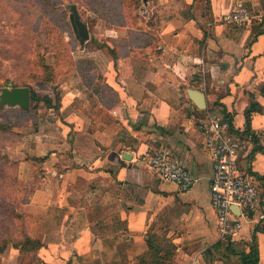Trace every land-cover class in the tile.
Masks as SVG:
<instances>
[{"label":"crops","instance_id":"obj_1","mask_svg":"<svg viewBox=\"0 0 264 264\" xmlns=\"http://www.w3.org/2000/svg\"><path fill=\"white\" fill-rule=\"evenodd\" d=\"M238 1L252 14L247 24L229 19ZM139 10L129 23L94 21L61 80L41 95L32 88L50 105L35 103L37 131L14 160L34 185L20 215L23 235L40 242L34 264H144L150 234L174 244L171 264H243L253 244L264 264L260 212L220 237L196 126L215 111L243 135L239 163L264 211V0H142ZM158 150L188 169V190L139 160ZM2 254L3 264H19L20 245Z\"/></svg>","mask_w":264,"mask_h":264},{"label":"rangeland","instance_id":"obj_2","mask_svg":"<svg viewBox=\"0 0 264 264\" xmlns=\"http://www.w3.org/2000/svg\"><path fill=\"white\" fill-rule=\"evenodd\" d=\"M72 7L93 33L96 20L97 26L129 23L141 12L142 0H0V88L28 85L41 95L45 86L50 87L47 81L63 73V66L74 65L71 52L84 46L69 22ZM37 109L34 101L28 109L0 107V264L6 246L23 239L22 201L34 185L23 176L20 162L24 138L30 145V132L42 114ZM35 249L20 254L19 264H34Z\"/></svg>","mask_w":264,"mask_h":264},{"label":"built area","instance_id":"obj_3","mask_svg":"<svg viewBox=\"0 0 264 264\" xmlns=\"http://www.w3.org/2000/svg\"><path fill=\"white\" fill-rule=\"evenodd\" d=\"M250 18L251 12L240 1L229 14L236 25L247 24ZM196 126L211 162L210 202L220 237L234 236L241 228V219L249 220L256 212L264 219V211H260V188L253 175L239 165V157L249 149L247 140L233 131L230 122L215 111L207 112ZM139 160L157 172L162 180L172 182L178 191H186L193 184L188 169L167 151L146 152Z\"/></svg>","mask_w":264,"mask_h":264},{"label":"trees","instance_id":"obj_4","mask_svg":"<svg viewBox=\"0 0 264 264\" xmlns=\"http://www.w3.org/2000/svg\"><path fill=\"white\" fill-rule=\"evenodd\" d=\"M28 86V85H26ZM30 90V103H38L41 100L46 101V104L50 105V99L46 96H38L32 87L28 86ZM264 91V89H263ZM36 105V104H35ZM257 109L254 105H251L248 109V113ZM246 113V116L249 114ZM237 132V131H236ZM240 165V163H239ZM241 169H243L240 166ZM244 170V169H243ZM247 171V170H245ZM23 239L19 242H14L13 246L20 245V251L23 253L25 251H33L40 244L38 240L30 239L27 235L22 236ZM5 245V244H4ZM29 250H26L27 248ZM174 244L170 240L163 238L156 234H150L148 238V250L147 252L140 257V260L144 264L156 263V264H171L174 254ZM3 250V247H0V251ZM243 264H257V249L256 245L253 244L250 247V250L243 259Z\"/></svg>","mask_w":264,"mask_h":264},{"label":"water","instance_id":"obj_5","mask_svg":"<svg viewBox=\"0 0 264 264\" xmlns=\"http://www.w3.org/2000/svg\"><path fill=\"white\" fill-rule=\"evenodd\" d=\"M145 3L146 0H143ZM69 22L75 38L80 45L89 38V32L86 22L81 20L75 7H72V11L68 14ZM190 95L196 100L199 106H202V93L196 90H190ZM17 106L22 109H26L30 105V90L26 85L1 87L0 88V107L3 106Z\"/></svg>","mask_w":264,"mask_h":264}]
</instances>
